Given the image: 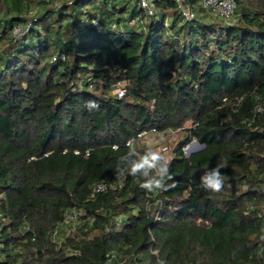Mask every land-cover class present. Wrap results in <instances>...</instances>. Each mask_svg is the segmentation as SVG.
<instances>
[{
	"label": "trees",
	"instance_id": "1",
	"mask_svg": "<svg viewBox=\"0 0 264 264\" xmlns=\"http://www.w3.org/2000/svg\"><path fill=\"white\" fill-rule=\"evenodd\" d=\"M152 1L0 0V264H264V0ZM153 128L181 135L149 192Z\"/></svg>",
	"mask_w": 264,
	"mask_h": 264
},
{
	"label": "clouds",
	"instance_id": "2",
	"mask_svg": "<svg viewBox=\"0 0 264 264\" xmlns=\"http://www.w3.org/2000/svg\"><path fill=\"white\" fill-rule=\"evenodd\" d=\"M93 103V102H89ZM131 140L128 145L131 144ZM131 153V150L127 155ZM170 161L161 151L149 149L146 154L141 155L138 159L133 160L128 167L127 174L132 176H147L149 169H155V175L150 180H145L140 186L149 192L158 190H166L168 185L165 184V179H171L169 173ZM223 164H218L212 168L210 172L206 171L200 178V187L212 193H219L224 189L225 178L221 173ZM120 172L118 171V175ZM174 186V185H173Z\"/></svg>",
	"mask_w": 264,
	"mask_h": 264
},
{
	"label": "built area",
	"instance_id": "3",
	"mask_svg": "<svg viewBox=\"0 0 264 264\" xmlns=\"http://www.w3.org/2000/svg\"><path fill=\"white\" fill-rule=\"evenodd\" d=\"M177 3V7L179 8L182 16L187 19V20H192L196 17V12L195 10H193L190 7H187L183 4L182 0H175ZM138 3L140 5V7L145 11V14L147 16H153L156 14V7L155 4L153 3L152 0H138ZM201 6L203 7L204 10H206L207 12L214 14L216 16H221V17H231L235 10H236V0H201L200 1ZM23 32V28L21 26H17L14 29V34H20ZM115 93H117V95L119 97L123 96L125 94V89L123 87H118L115 90ZM259 111H264V103L261 104L258 107ZM171 135L172 133H161L159 132L156 128H153L151 130H144L141 133H139V137L141 138V140H145L148 136H160V135ZM164 135V136H165ZM195 141V140H194ZM147 147H148V143H146ZM188 145V144H187ZM186 145V146H187ZM186 146L184 147V150L186 148ZM149 148V147H148ZM165 150H168L167 147H164ZM136 153L137 150H135ZM192 151H189V153ZM186 153V154H189ZM121 186L120 182H99L95 185L94 187V193L99 192V191H104L108 188H114L116 186Z\"/></svg>",
	"mask_w": 264,
	"mask_h": 264
},
{
	"label": "rangeland",
	"instance_id": "4",
	"mask_svg": "<svg viewBox=\"0 0 264 264\" xmlns=\"http://www.w3.org/2000/svg\"><path fill=\"white\" fill-rule=\"evenodd\" d=\"M39 5H34L31 8V13H35V12H40L41 10L38 8ZM181 132L179 131H175L173 132V134L171 135H160V136H148L145 140L144 143H148V147L149 149L152 150H157V151H161L162 154L166 155L168 159H170L172 157V153L173 150L175 148V145L177 146L179 144V138H180V134ZM195 142L192 141L190 142L186 148H185V152L189 153V151L191 149H197V145L194 144ZM164 147H167L168 150H165Z\"/></svg>",
	"mask_w": 264,
	"mask_h": 264
},
{
	"label": "water",
	"instance_id": "5",
	"mask_svg": "<svg viewBox=\"0 0 264 264\" xmlns=\"http://www.w3.org/2000/svg\"><path fill=\"white\" fill-rule=\"evenodd\" d=\"M194 142H195L194 144L197 145V149H199L200 147H202V145L197 140H195ZM194 150H196V149H191L190 151H194ZM165 183H166V180H165Z\"/></svg>",
	"mask_w": 264,
	"mask_h": 264
}]
</instances>
